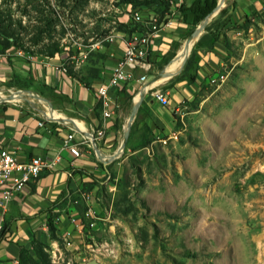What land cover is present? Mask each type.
Masks as SVG:
<instances>
[{"label": "rangeland", "instance_id": "1", "mask_svg": "<svg viewBox=\"0 0 264 264\" xmlns=\"http://www.w3.org/2000/svg\"><path fill=\"white\" fill-rule=\"evenodd\" d=\"M150 1L161 12L171 6ZM113 2L0 0V44L8 35V49L28 55L67 47L79 61L68 60L72 70L90 74L100 53L80 54L104 37ZM227 44L224 81L180 103L173 131L149 132L135 118L123 149L122 137L115 152L94 157L101 177L89 175L67 200L86 234L82 261L55 235L20 264H264V5Z\"/></svg>", "mask_w": 264, "mask_h": 264}, {"label": "crops", "instance_id": "2", "mask_svg": "<svg viewBox=\"0 0 264 264\" xmlns=\"http://www.w3.org/2000/svg\"><path fill=\"white\" fill-rule=\"evenodd\" d=\"M193 1L174 0L168 6V12H161L153 3L132 4L114 0L102 14L105 35L95 42L104 40L95 48L100 57L89 66L93 70L90 74H79L78 69H74L78 78L64 70L69 55L67 47L52 56L28 55L0 48V98L19 92L18 102L0 100V149L14 151L20 162H27L35 156L54 158L59 155L61 158L53 171L42 173L12 197L2 216L0 264H20L21 253L30 251L33 241L44 243L50 240L49 222L53 223L57 236L69 241L75 258L82 261L81 248L86 234L78 210L67 200L89 183V175L101 177L102 170L94 160L93 150L97 148L101 154L115 152L130 116L128 111L139 98L142 85L145 83L144 88L148 85L150 74H171L179 69L177 62L193 32V17L188 12ZM263 5L264 0H236L227 16L228 21L219 28L216 40L199 42L205 31L194 40L186 59V62L191 56L194 59V81L178 78L177 74L147 87L146 95L142 91L144 96L135 116L137 121L149 132L173 131V113L179 110L180 103L195 97L208 86L210 78L224 76L227 62L231 61L227 40L235 28L243 26L254 12L262 10ZM159 15V20L165 19L164 24L154 30L153 20ZM218 16L210 23L225 19V15ZM117 25H124L126 29ZM146 33L150 34L151 49L147 59L150 68L136 69L130 80L111 92L112 114L105 118L96 87L107 79L108 69L122 58L124 39L131 34ZM142 76L146 78L144 83L139 81ZM159 94L166 97L167 104L157 100ZM30 95L52 104L54 116L59 120L50 124V132L37 125L42 117L40 112L46 107ZM70 133L76 141L83 137L89 139L88 145L80 146V158L76 159L62 149V140ZM1 191L2 188L0 195Z\"/></svg>", "mask_w": 264, "mask_h": 264}, {"label": "built area", "instance_id": "3", "mask_svg": "<svg viewBox=\"0 0 264 264\" xmlns=\"http://www.w3.org/2000/svg\"><path fill=\"white\" fill-rule=\"evenodd\" d=\"M166 1L172 4L174 0ZM163 21L159 20V18H154L152 29L155 30L157 27L163 25ZM105 40L111 41L109 38H106ZM103 41L104 40H100L96 44L86 45L85 50L80 55L86 57L88 52L95 49L97 45H100ZM123 43L124 53L122 58L108 69L109 72L107 79L96 87V95L102 105L103 117L105 118L110 117L112 114L111 106L113 105V102L110 96L111 92L130 80L136 69L150 68V64L147 61L151 49L150 34H131L124 39ZM6 55H9V51H6ZM68 60L73 62L75 66L79 65L77 56L74 54L68 55L67 61ZM64 70L66 71L65 68ZM145 79V76H142L139 81L144 83ZM223 81L224 76L218 75L210 78L208 83L214 85ZM156 98L163 105L168 102L166 97L160 94L157 95ZM44 106L46 109L40 112L42 117L37 121V125L39 128H43L47 132H50V124L56 120L53 119L55 116L50 115L49 107L46 104H44ZM88 144L89 139L83 137L76 141L73 133H70L62 140V149L67 150L71 156L77 159L80 158L82 154L80 146ZM97 152L93 150L95 157H97ZM60 160L61 158L59 155L54 158L35 156L27 162H20L14 151L0 149V188H2L0 195V233L3 230L2 216L7 211L12 197L24 190V188L36 180L42 173L53 171Z\"/></svg>", "mask_w": 264, "mask_h": 264}, {"label": "trees", "instance_id": "4", "mask_svg": "<svg viewBox=\"0 0 264 264\" xmlns=\"http://www.w3.org/2000/svg\"><path fill=\"white\" fill-rule=\"evenodd\" d=\"M124 3H132V4H140V3H151V1H138V0H122ZM216 5V0H194L193 3L191 4V6L188 8V12L192 14L193 17V27L195 25H197ZM159 8L161 7V4H159L158 6ZM163 9V8H162ZM168 9V6L166 5V7L164 8V10H162V12L166 11ZM227 13V11H223L219 14L218 18L223 17L225 14ZM228 21V18H225L222 21H215V22H211L206 28H205V34L201 37V39L199 40V42H204V41H214L217 39V33L219 31V28L221 29V27H223L226 22ZM134 30V29H133ZM5 37L6 42L1 45V50H8V45L11 42L9 40L8 35L3 36ZM61 51L58 50L57 47L53 46L50 49V52L48 54H42V55H47V56H52L54 54L60 53ZM73 67V66H72ZM72 67L70 66L69 61H67L65 63V69L66 71L73 77L78 78L77 74L74 73V71L72 70ZM195 70H196V65L194 62L193 57L191 56L183 69V73L182 75V79H186L188 82H193L194 81V74H195ZM82 81V80H81ZM49 228V232H50V237L55 239V227L53 225L52 222H49L48 225ZM38 241H33L31 244V248H33V246L35 244H37ZM30 251H23L21 253V257H20V262L23 258H25V255H27Z\"/></svg>", "mask_w": 264, "mask_h": 264}, {"label": "water", "instance_id": "5", "mask_svg": "<svg viewBox=\"0 0 264 264\" xmlns=\"http://www.w3.org/2000/svg\"><path fill=\"white\" fill-rule=\"evenodd\" d=\"M236 0H216V5L215 7L197 24V26L194 28L193 32L191 33V35L189 36V38L187 39L185 45H184V50H183V54H182V59L180 61V66L179 69L175 72H172L171 74H165V73H159L157 75H155L149 82L148 85L145 87L144 92L146 90L147 87L154 85L157 81L159 80H163L165 79L167 76H174L177 75L179 73V71L183 68L186 59L188 57L189 54V50L191 49V46L194 42V40H196L204 31L205 28L207 27V25L210 23V21L218 14H220L223 11H227V13L225 14L224 18H227L228 14L232 11V8L234 7ZM19 92H16L14 94H10L8 97L6 98H0L1 101L6 102V101H10L16 98H19ZM144 96V93L141 92L140 93V98L137 99V101L135 102V104L133 105V107L131 108V112H130V116L128 119V123L127 126L125 127L124 130V134H123V140H122V144H121V149L124 148L127 137H128V133L130 131L131 125L135 119L136 113L138 111L139 105L142 101V98ZM31 98H36L38 100H40V102H42L43 104H46L49 107V113L51 116H54V110H53V106L52 104L47 101L46 99L43 98H39L36 97L34 95H30ZM56 121L59 120L57 118H53ZM72 122V120H67ZM94 150L97 152L99 151L97 148H94ZM118 154H114L112 157L115 158L117 157ZM102 154L100 152H97V158H99L100 160H103L104 158H102ZM88 264H99L97 261L95 260H90L88 262Z\"/></svg>", "mask_w": 264, "mask_h": 264}, {"label": "bare ground", "instance_id": "6", "mask_svg": "<svg viewBox=\"0 0 264 264\" xmlns=\"http://www.w3.org/2000/svg\"><path fill=\"white\" fill-rule=\"evenodd\" d=\"M184 50V49H183ZM181 54H183V53H181ZM181 59H182V55H181V57H180V60H178V62H177V66L180 64V61H181ZM174 65V64H173ZM179 67V66H178ZM173 68V67H172ZM170 72V71H169ZM166 79V78H165Z\"/></svg>", "mask_w": 264, "mask_h": 264}]
</instances>
